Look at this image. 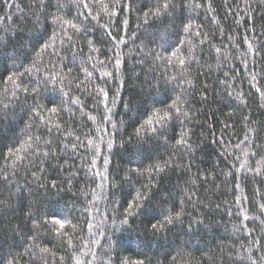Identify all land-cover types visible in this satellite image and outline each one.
Masks as SVG:
<instances>
[{
	"label": "trees",
	"instance_id": "trees-1",
	"mask_svg": "<svg viewBox=\"0 0 264 264\" xmlns=\"http://www.w3.org/2000/svg\"><path fill=\"white\" fill-rule=\"evenodd\" d=\"M85 2L89 9L78 8L72 0H61L65 5L62 10H48L87 31L73 34L72 41L66 43H62L65 37L60 33L55 41L59 55L44 54L41 62L36 61L29 37L39 34L41 42H47L59 32V25L50 23L46 32H40L39 27L34 31L31 18L25 19L23 14L33 0H8L11 7L0 0V42L4 44L0 49V101L7 103L14 88L6 83L7 76L26 69H33L32 81L41 79L45 71L50 76L60 69L72 82L64 84L63 90L83 101V106L69 104L71 111L55 115L44 112L45 117L61 125L60 132L54 129L49 133L42 126L26 127L30 119L34 124L39 120L26 114L37 99L23 92L19 93L18 103L10 104L7 114L0 113V170L7 169L12 179L8 187L12 189L10 203L14 207L12 214L6 211L0 216V238L5 241L0 256L6 260L15 258V264H45V260L47 264H135L138 260L145 264H251L244 259L251 256L257 264H264V225L260 224L264 217L259 216L264 182L261 176L236 171L240 163L249 159L250 166L264 168V2L171 0L172 7L163 9L165 0H104L106 10L92 0ZM197 3L201 6L196 7ZM157 5L161 6V17H145L146 12H155ZM87 11L97 19L85 20L79 15ZM185 25L190 26L188 32L183 30ZM109 32L127 41L126 46L115 48L120 53L119 71L108 62L114 54ZM158 33L176 45L173 51L177 55L170 65L154 59L156 52L170 55L160 48ZM92 48L99 52H91ZM89 54L95 60L87 61ZM81 59H85L83 65L79 64ZM181 59L184 64L179 63ZM35 67H40L42 73L35 72ZM83 69L93 76L88 78ZM105 71L113 72L114 78H103ZM17 82L28 84L29 78L18 77ZM78 84L80 90L76 88ZM53 87L56 92H51ZM256 87L261 91L257 92ZM46 88L41 85L38 102L45 109L60 108L67 97L60 93L59 81ZM97 88L108 92L112 113L102 102L98 104L95 95H88ZM52 96L54 104L49 103ZM177 96L187 119L181 116L183 123H169V143L157 144L145 135L137 137L136 128L149 118L163 115L161 110ZM105 115H111L112 123L104 120ZM113 124L117 127L113 128ZM61 133L68 139L64 140ZM112 133L114 143L109 150L106 143ZM29 134L52 140L51 150L56 153L45 160L44 171L37 172L39 181L31 175L37 171L36 156L23 164H17L14 157L5 158L17 137L23 143ZM181 134H185L188 147L177 144ZM76 136L83 144L88 142L86 137L92 144L84 147L75 140ZM73 143L79 146L73 149ZM97 147L96 167L89 171L87 161L93 159ZM32 149L41 159L43 153L49 152V146L43 143L33 144ZM252 152L259 154L252 156ZM257 160L261 163L256 164ZM165 161L170 166L157 173L155 166ZM137 168L139 171H132ZM21 189L23 203L17 206L16 194ZM137 194L141 196L139 201ZM7 196L5 192L0 199ZM133 202L141 206L133 209L127 224L120 225L125 209ZM29 204L40 209H31L40 218L37 243L50 249L54 257L38 249L34 256L28 255L31 241L25 243V237L36 223H25ZM173 206L177 211L183 209V224L169 225L171 231L165 228L153 235L151 224L165 214L175 216ZM85 207L89 209L87 214ZM54 215L75 225V229L62 230L72 238L71 246H67V238L49 231L59 227L51 223ZM244 216L249 219L244 220ZM257 239L260 244L253 246ZM145 241L150 242L147 254L143 251Z\"/></svg>",
	"mask_w": 264,
	"mask_h": 264
},
{
	"label": "snow or ice",
	"instance_id": "snow-or-ice-1",
	"mask_svg": "<svg viewBox=\"0 0 264 264\" xmlns=\"http://www.w3.org/2000/svg\"><path fill=\"white\" fill-rule=\"evenodd\" d=\"M116 2L118 3L119 0H116ZM262 2H264V0H262ZM5 3L7 4L8 7H11L12 5L8 3V0H5ZM72 3H74L78 8H83V9H89L90 5L89 3L85 2V0H72ZM93 4H98V5H102L103 8L106 10L108 5L104 4V0H92ZM196 7H200V4H196ZM65 7V5L63 3H61V0H33V3L30 4L28 6L29 11L24 12V16L25 19H29V22H31L33 24V29L34 31L36 30L37 27L40 28V32H46L49 24H57L59 25V32L58 33H54L47 42H41V37L39 34H37L36 36H30L29 40L33 42V51H35V56H36V61H41V58L43 57L44 54H49V55H53V56H58L59 53L56 51V38L57 36L62 33L63 36L65 37V40L62 41V43H66L69 41H72L73 39V34L77 33V32H81V31H87V28H81V25L72 21V20H65L64 17L62 15H58L57 13L54 12H50L48 11L49 9L55 8L57 9V12H59L60 10H62ZM172 7V2L171 0H165V3H163L162 8L163 9H169ZM21 11L23 12V10L21 9ZM114 13H110V15H113ZM79 15H83L85 20H88L89 18L91 20H95L97 19L96 16H94L92 14L91 11H87L86 13H80ZM79 15L77 17V19H79ZM149 15L153 16L154 18H158L161 17V6L157 5L156 11L155 12H146L145 13V17H148ZM165 17H166V13H165ZM125 24H127V21H124ZM145 23H147V19L145 20ZM71 30V32H70ZM183 30L185 32H188L190 30V26L185 25L183 26ZM17 35L22 36V33L18 32ZM109 35L111 37V40L113 42V56L109 57V63H111L112 65H114L115 70L119 71L120 68V64H121V60H120V53L119 52H115V48L119 47L120 45H127V41L123 38L120 37L119 39L117 38V36L112 35L111 32H109ZM159 37H160V48L164 51V52H170V55L168 56H164L158 52H156L154 54V59L156 60H160V61H165L166 64H171L173 61V58L176 57L177 53L176 51H173V49H175L176 45L164 34L162 33H158ZM197 35H199V33H197ZM201 43H203V41H201ZM37 45H39V48L37 49ZM248 47L249 49H252V43L249 42L248 43ZM4 48V44L2 42H0V49ZM49 49H51L52 51L49 52ZM217 52L220 51V49H216ZM91 52H99V49L96 48H92ZM258 54V53H257ZM25 55H27V53H25ZM149 55H153L152 52L149 53ZM96 57H94L93 55L89 54L86 57L87 61H93L95 60ZM34 61V64L35 62ZM42 62V61H41ZM85 63V59H81L79 61L80 65H83ZM101 64H104L105 61H100ZM180 64H184L185 61L184 60H179ZM22 66V65H21ZM73 66H76V59H73ZM93 68L96 67L95 64L92 65ZM53 68H55V65H53ZM86 72V75L88 78H91L93 76L92 72L87 71V69H83ZM33 69H26L25 72H19V73H12L11 75L7 76V80L6 83H11L14 85V88L11 92V97L8 99V102L5 103L3 101H0V113H6V110L9 108L10 104L13 103H18L19 102V93L23 92L26 96H32L34 99H37V102L34 103L31 107H29L26 110V114L30 115L33 118H38L39 120V124H34L32 123L31 119L30 122L26 125V127L28 129H31L33 127H44L47 129V131L49 133L53 132V130L55 129L56 132H60L61 129V125L59 123H56L51 117H45L44 112H48L51 113L53 115L59 113L62 110H69L71 111V109L68 108L69 104L72 105H80L83 106V101L81 100V98L79 96L73 98L71 93L68 91H64L63 90V85L64 84H71V80L68 78L67 75L62 74V71L60 69H56L54 72L51 73V75L49 76L46 71L43 73L42 78L37 80V81H32L31 80V74H32ZM34 71L37 73H42V69L40 67H35ZM72 71V68L69 67L68 68V73L70 74ZM27 76L29 78V83L28 84H22V83H18L17 82V78L18 77H24ZM103 78H114V73L113 72H109V71H105L103 73ZM253 80H255V76H253L252 78ZM171 80H175V77H171ZM57 81H59V83L61 84V88L59 89L60 93L64 96L67 97V100H64L61 102V107H50L45 109L44 105L40 104L38 102L39 98H41V85H45V88L48 84H52L55 85L57 83ZM83 83V82H81ZM77 90L81 89V85L78 84L76 85ZM47 90V88H46ZM85 91H87V88L85 86L84 88ZM57 89L55 87H53L51 89V92H56ZM256 91L260 92L261 89L259 87H256ZM88 95H95L97 97V102L99 103H103V106L107 109V112L110 114L113 112V107L109 106L108 104V92L105 91V89L103 88H97L95 93H88ZM102 97V101L101 98ZM171 98V97H170ZM239 98V97H238ZM49 103H55V97L52 96L49 99ZM113 103H115V100L113 99ZM125 107H127V105H125ZM163 112V115H160L158 117L155 118H149L146 121L145 125H141L140 127L136 128L135 132H136V136L140 137L142 135L148 136L151 139H154L156 141L157 144H159L161 141L164 142L165 145H167L169 143V139H168V128H169V123L173 120H176L180 123H183V121L180 120L181 116H184L185 119H187V113L183 110V106L182 103L180 102V97L177 96L176 99L173 101V103L171 104H166V108L161 110ZM104 120H106L108 123H112V119H111V115H105L104 116ZM113 128H116L117 125L113 124L112 125ZM69 135H71V133H69ZM115 133H112L109 136V139L106 143V147L111 150V148L113 147V143L114 141L112 140L111 136H114ZM61 136H63V133H61ZM64 140H67L68 137L67 136H63ZM87 139V144H83V142H80V137L76 136L75 140L77 142H80L81 145H83L84 147H88V145L92 144V140L91 139ZM248 141V137H245V142ZM37 143H43L45 145L49 146V152H45L43 153V159L40 158V154L37 153L34 149H32V145L33 144H37ZM53 141L52 140H48V139H44L41 140V138L39 136H35L34 134H29L28 138L26 140L23 141V143H21L20 137H17L15 144L10 147L8 149V155L5 157L6 159H12L13 157L15 158V161L17 164H23L26 160H28L29 157L31 156H36L37 157V161L38 163L35 164L34 166L37 168V171H34L31 173V175L36 179V181H39L41 179V177L39 175H37V172H43L44 169L42 167V165L44 164L46 159H50L53 158L56 153L52 152L51 150V145H52ZM177 144L183 146V147H188V141L185 138V134H181L180 139L177 141ZM18 145V146H17ZM79 145L77 143H73L72 144V148L76 149ZM237 148L240 147V145H236ZM29 149H32L31 151H29ZM65 151L67 149H64ZM241 151H243V149H241ZM99 152V148L97 147V150L95 152L92 153L93 155V159H91L90 161H87V165H88V170L92 171L93 169H95L96 167V160L95 157ZM23 153V155L21 154ZM258 152H252L251 155L252 156H256L258 155ZM245 156H249L248 152H244ZM237 160H240V157H236ZM262 160H264V157H262ZM31 162V161H29ZM105 164L108 163L107 159H105ZM251 160H245L244 162L240 163L239 167L236 169L237 172H243L245 174L250 173L253 177L256 176H261L262 177V182H264V168L261 167H255V166H250L251 165ZM256 164H260L261 161L257 160L255 162ZM14 167L16 166V164L13 165ZM169 162L165 161L164 165H157L155 166V171L157 173L159 172H163L165 170L166 167H169ZM132 171H139V169H133ZM7 173V169H3L0 170V189H2V191H0V197L4 196V193L7 192L8 196L4 199H0V216H2L4 214V212H8V214H12V212L14 211V207L13 205L10 203L13 193H12V189L10 187H8V185L12 184V179L11 177L6 174ZM97 175H101L100 173H97ZM53 187H55V184L53 183L52 185ZM39 187L43 188L44 185L40 184ZM237 187H239V185H237ZM94 191V190H93ZM31 195V193H29ZM144 199H148L149 197L144 196ZM141 199L140 194H137L136 197V201H139ZM188 199H191V196H188ZM16 201H17V206H19L21 203H23V189L20 190L19 193L16 194ZM237 203H240V201H237ZM141 205L138 202H133V203H129L127 208L125 209V215L123 219L119 220V224L120 225H125L128 223V216L133 215V209L134 208H139ZM28 208L30 209L27 213L26 216V220L25 223L27 225V222L29 221H36L35 224H33L32 228L29 229V234L25 237V243H27L28 241H31L30 244H28V255L29 256H34L35 255V250H39L40 253H44V254H50L51 256L54 257V253L50 252V249L46 248V247H41L37 241L39 238V227H40V218L36 215L33 214V212L31 211V209L35 208L36 212H39L40 209L38 207H36L33 204H29ZM89 211V209L87 207L84 208V213L87 214ZM173 212H175V216L171 215V214H165L162 216L161 220H158L156 223H152L151 224V230H152V234L156 235L157 233L163 232L165 228H168V231H171L172 228H169V225H175V224H183V209L181 208L179 211L176 210V207L173 206L172 209ZM229 214L231 215L232 213L229 212ZM259 216L264 217V203H261L259 205ZM51 223L53 225H58L59 227L56 228H50L49 231L50 232H55V234L60 237V238H67V246H71L72 244V238L69 236L67 231H62L68 227H71L73 229H75V225L72 224V222L70 220H66V219H61L59 218L57 215L52 216L51 218ZM244 220H248L249 217L244 216L243 217ZM114 223H116V221H113ZM45 223H47V220L45 221ZM260 224L264 225V219L260 220ZM119 230V229H117ZM183 230V229H181ZM252 230H249V234L251 233ZM95 242V241H93ZM4 243L5 241L3 240V238H0V252L3 251L4 249ZM145 247H144V253L147 254L149 251V247H150V242L145 241L144 242ZM260 244V240H254L252 242V245H258ZM91 251V249H90ZM11 253H7L6 255H10ZM41 259H44V257H40ZM60 260H63L64 257L61 256L59 258ZM244 259H247L251 262V264H257V262L255 260H252V257H246ZM262 260H264V257L261 258ZM0 264H15V258H13L12 260H6L5 256H0ZM45 264H47V260H45ZM77 264H80L79 261H77ZM135 264H145L144 260H138L135 262Z\"/></svg>",
	"mask_w": 264,
	"mask_h": 264
}]
</instances>
